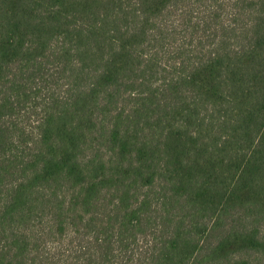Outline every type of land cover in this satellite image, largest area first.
Here are the masks:
<instances>
[{"label":"trees","instance_id":"1","mask_svg":"<svg viewBox=\"0 0 264 264\" xmlns=\"http://www.w3.org/2000/svg\"><path fill=\"white\" fill-rule=\"evenodd\" d=\"M0 264H264V0H0Z\"/></svg>","mask_w":264,"mask_h":264}]
</instances>
